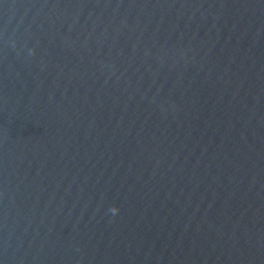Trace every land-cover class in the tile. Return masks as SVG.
I'll list each match as a JSON object with an SVG mask.
<instances>
[{"label": "water", "instance_id": "water-1", "mask_svg": "<svg viewBox=\"0 0 264 264\" xmlns=\"http://www.w3.org/2000/svg\"><path fill=\"white\" fill-rule=\"evenodd\" d=\"M0 264H264V0H0Z\"/></svg>", "mask_w": 264, "mask_h": 264}, {"label": "clouds", "instance_id": "clouds-1", "mask_svg": "<svg viewBox=\"0 0 264 264\" xmlns=\"http://www.w3.org/2000/svg\"><path fill=\"white\" fill-rule=\"evenodd\" d=\"M112 211H113V212H115V211H116V209H115V208H113V209H112Z\"/></svg>", "mask_w": 264, "mask_h": 264}]
</instances>
